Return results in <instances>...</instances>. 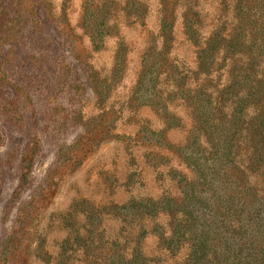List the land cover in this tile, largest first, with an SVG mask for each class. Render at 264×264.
<instances>
[{
	"label": "rangeland",
	"instance_id": "1",
	"mask_svg": "<svg viewBox=\"0 0 264 264\" xmlns=\"http://www.w3.org/2000/svg\"><path fill=\"white\" fill-rule=\"evenodd\" d=\"M0 264H264V0H0Z\"/></svg>",
	"mask_w": 264,
	"mask_h": 264
},
{
	"label": "trees",
	"instance_id": "2",
	"mask_svg": "<svg viewBox=\"0 0 264 264\" xmlns=\"http://www.w3.org/2000/svg\"><path fill=\"white\" fill-rule=\"evenodd\" d=\"M233 87H230V90L232 89Z\"/></svg>",
	"mask_w": 264,
	"mask_h": 264
}]
</instances>
